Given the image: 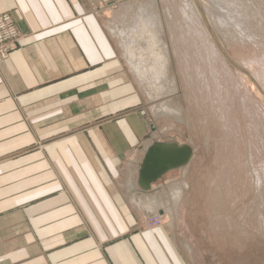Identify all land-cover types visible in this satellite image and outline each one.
Here are the masks:
<instances>
[{
  "label": "crops",
  "instance_id": "1",
  "mask_svg": "<svg viewBox=\"0 0 264 264\" xmlns=\"http://www.w3.org/2000/svg\"><path fill=\"white\" fill-rule=\"evenodd\" d=\"M88 10L0 0L25 35L0 62V264H188L166 229L132 225L122 164L145 127L137 116L106 120L128 85L114 84L120 68Z\"/></svg>",
  "mask_w": 264,
  "mask_h": 264
},
{
  "label": "rangeland",
  "instance_id": "2",
  "mask_svg": "<svg viewBox=\"0 0 264 264\" xmlns=\"http://www.w3.org/2000/svg\"><path fill=\"white\" fill-rule=\"evenodd\" d=\"M133 1L136 0H103L105 5L107 3L111 4L109 6H100L96 3L91 5L88 0H83V4L89 8L86 14H92V17L98 21L99 42H102L103 45L105 44L110 47L109 57L111 58H108L107 60L112 61V63L109 65V67L113 69L120 68L118 69L120 71L118 74H122V77H118L120 74L118 76L116 75V78H114L116 79L114 84L119 83L120 85L126 83V85H128V89L126 90H128L129 94L128 97L123 100L125 101L124 104L122 105V101L120 100L114 101L115 113L109 116L106 120L120 124L124 122L123 125L126 126L125 123H128V118H132L133 116L139 117L143 121L146 131H144V128L143 131H141L143 134L145 133L142 138L143 142L151 136L150 132L161 131V129H163V127L166 125V135H168L171 139H175L181 143L190 145L193 147L195 153L189 163L190 172L188 173L186 179V182L189 184V188L180 205L176 230L172 231V229H170L172 226L168 224V222L162 223V220L159 217L157 218V215H146L143 211L137 209L135 205H132L131 201H129L130 204H128V207L130 209L131 216H133L134 220H136L135 224L132 225L134 227H145L147 229H166L167 232L170 233V238L168 239L171 241L174 252L180 253L179 251H181L179 255L176 253L175 255H177L179 259H186L188 264H264V237L262 238L261 234H254V239L253 237L246 239L244 241L246 244L244 247L245 249L240 250L236 246H232L229 242H227L225 244L224 251H219L216 245L206 241V236L201 235V230L202 232H205L203 230L204 228L201 226H204L205 221L210 220L212 216L213 217L211 219L215 218V215L218 213L216 212L217 210L210 206V196L218 189V187L215 186L216 184L218 185L215 180L219 177H221V179H218V181H221L222 183V187L220 184V188H222L221 191H224L225 187V190L227 191V189L232 184L234 189H238L236 196H238L239 203H237L238 206L236 205L232 207V210L236 208L234 209L236 213L233 212L230 219L234 220V218L236 219V216L241 217L242 222L240 227L243 237L247 236L250 230H253L251 223H256L258 225L264 222V187H260L262 179L264 181V132H262L264 130V5L255 6L247 3L246 6L249 9L243 10L246 6L241 4L239 0H207V2H205V0H197L203 9L207 30L208 28L210 29L213 36L216 38L217 46L220 49H218L219 53L222 55L224 54L223 56L226 58L228 70H230L232 73L231 74L229 72L230 78L235 81L234 85L231 86L232 89L236 91L235 99L237 100V103L234 105L233 110L231 111L225 109L219 110L220 108L215 107L210 111H204L203 113V111L201 112L190 101H188L186 97L187 89L184 82H182L183 76L181 77L182 73H180L177 59L172 55V52V60L169 70L166 72L165 76L166 81L161 82V79L158 78L159 80L155 82L157 80V78H155L156 76L150 78L151 80H154L151 82L156 88L161 87L168 89L169 86H173V82H176L179 91L174 92V94L170 95L169 97H160L159 99L153 101L148 99L146 96L143 86L136 79L134 71L132 70V66L124 54L125 52L122 48V44L120 43V39L117 36H112L113 34L107 28L106 25L108 23V19L107 15H105L106 13H104L109 11V9L118 8L123 2ZM147 1L148 3H150L149 1L158 3L157 6H154V8L157 9L158 7L160 11L155 9L156 12H154L156 15L154 14L155 17L153 18H150L153 16V13L151 11H147L146 15L148 16L145 15L144 17L149 18L148 21L151 19L149 22H153L152 24L154 25L152 31L156 32V16H162L165 23V35H162V37L172 49V44L170 42V32L168 31V25L165 22V11L167 10L166 7L169 10H172L173 8L172 11L175 13L174 15L177 16V18L180 17V7L183 5L182 2H180L181 0H166L167 2H165V0H143L141 2L143 5L142 8H146V10H148L149 7V5H146ZM202 1H204L207 6L209 5L208 7L211 8V19L207 14L208 12L205 13V5H203L204 3ZM239 3L241 10L237 9V4ZM165 4H171L173 7L170 5L167 6ZM178 4L181 5L179 6ZM251 15L254 17L252 21H250ZM220 18L229 22L230 26L221 25L220 21L222 19ZM17 31L23 40L25 35L22 34L18 28ZM222 32L226 35V38ZM229 35L231 36L230 40L227 39ZM235 38L236 40H234ZM205 40L209 42V38L205 37ZM155 41H157V38ZM142 42L144 44L143 38L134 39L132 41V47L134 48V51L137 52L138 57H140V55L144 56L145 54L147 56L145 55L144 57H149V52L145 50V48H142V46H144ZM234 43H236L237 52L241 53L242 55H237L236 52H234V49L231 47V44ZM2 48L3 47L0 45V50H2ZM254 50L256 52V59L253 57ZM247 54L252 55H249L251 61L247 60L246 63H244L241 58L243 55ZM98 60L100 63V68L102 67L100 53ZM142 61H144L143 58L139 60V62ZM248 61L250 64H248ZM136 62L139 63L137 59ZM152 64L153 62H149L148 65L150 68L155 66ZM148 67L145 68V71L146 73L148 72L147 74H151L150 71H152L151 69L153 68L150 69ZM153 71L156 74L155 70ZM154 82L156 85H158L159 82V85L155 86ZM113 87L116 88L117 86L113 85ZM220 88H224L227 91V83L223 82ZM243 98L245 99L243 100ZM246 99L247 102H245ZM165 101L172 102V104L176 106L175 107L171 104L170 108H176L175 110L177 111V114H166V118H163V115L156 116L157 107L161 104H164ZM188 108H191L190 110H192V113ZM178 112L180 113L178 114ZM246 113H255V116L253 114L250 115ZM253 116L254 118H252ZM259 120L263 122V125ZM240 122H242V124ZM251 122H253V125L249 126L251 125ZM101 124L102 123L99 122L97 124H85L82 125L80 131H88L90 129L92 130L94 127L104 125ZM258 125H261L260 128ZM251 127L257 129V132L254 130L251 131ZM75 130H77V128L71 132H74ZM250 131L254 132L255 134L258 133L256 134L257 136L254 135V133L253 135L249 133ZM258 131L260 133L262 132L263 135H261ZM160 135L161 138L156 141L161 143L164 138L166 139V137L162 132ZM260 135L261 137H258ZM262 137L263 139H261ZM251 138L256 139V142L258 144L260 143L261 146L263 145V157L260 154L261 156L259 155L258 160L254 159L253 156V144L255 142L253 140L252 143ZM138 145H133L131 147V151L136 147L137 149H140L141 145ZM131 151L129 150V155L131 154ZM126 153L128 154V152ZM130 158H125L123 161V170ZM182 173L183 172L180 170L172 171L160 179L158 181V185L162 187L167 183L168 186L173 181L178 182L182 179ZM213 176L214 178L218 176V178L213 179ZM119 178L121 177L119 176ZM222 179L225 181H222ZM245 179L247 181L249 180L248 185L244 183ZM213 180L215 182L214 186ZM226 182H228V185ZM211 186H213V188H211ZM162 188H165V186ZM209 194L210 196H208ZM229 212L230 211H228V214L231 215ZM206 217L209 218L207 219ZM133 222L134 221H131V223ZM184 244H187L188 248H192H190L192 253L185 249L186 247Z\"/></svg>",
  "mask_w": 264,
  "mask_h": 264
},
{
  "label": "bare ground",
  "instance_id": "3",
  "mask_svg": "<svg viewBox=\"0 0 264 264\" xmlns=\"http://www.w3.org/2000/svg\"><path fill=\"white\" fill-rule=\"evenodd\" d=\"M142 1L143 0H139V1L136 0L133 2H123L120 4L118 8L109 9V11L104 12V13H106L105 15H107V19H108L107 21L108 23L106 25L107 28L113 34L112 36H117L120 39V43L122 44V48L124 49V52H125L124 54L126 58L128 59V62H130L132 66V70L134 71V75L136 76V79L143 86L145 94L148 97V99L153 101V100L159 99L160 97H169L170 95L174 94V92L179 91L178 90L179 88L176 82H173V86L172 87L169 86L168 89L167 88L164 89L161 87L156 88L154 87V85H152V82H151L154 80H151L150 78V77L156 76L155 78H157V80L155 82H157L159 79H161L160 80L161 82L166 81L165 80L166 72H168L169 70V66L172 60V55H173L177 59L180 73H182L181 77L183 76L182 82H184L185 87L187 89L186 97L188 101H190L201 112L203 111V113L204 111H210L212 108H215V107L220 108L219 110H222V109L223 110L225 109L228 111L233 110L234 105L237 103V100L235 99L236 91L232 89V86L234 85L235 81L232 78H230V74H229L230 70H228L226 58L225 56H223L224 54L222 55L218 51L219 48L216 43V38L213 36L209 28L208 30L210 34L207 30L206 23H205L206 19L204 18L205 16L203 14V9L201 8L198 1L197 0H181L180 2H182L183 5L180 4L181 13H180V17L178 18L177 16L174 15L175 13H173L172 11L173 8L172 10H169L166 7L167 10L165 11V22L167 23L168 31L170 32V42L172 44V49L169 47L166 41L163 40V37H162V35H165V23L163 21L162 16L160 15L156 16V21H157L156 26H155L156 32L152 31L153 30L152 28L154 27V25L152 24L153 22L152 23L149 22L151 19L148 21L149 18L144 17L147 14V11L148 12L151 11L153 13V16L150 18L155 17L154 14L156 15L155 12L158 9V7L156 9L154 8V6H157L158 3L152 2V1H149L150 3H148L147 1L146 5H149V7H148V10L144 8L146 10L145 11L142 8L143 7L141 3ZM167 1L165 0V2ZM202 2L204 3L203 5H205L204 6L205 13L208 12L207 14L211 19V15H210L211 8L208 7L209 5L207 6V4L205 3L207 2V0H205V2L204 1ZM239 2H241V4H244L245 6L247 5V3L251 5H255V6L264 5V0H239ZM169 5L171 6V4ZM237 9L241 10L240 3L237 4ZM247 9L249 8L246 6L243 10H247ZM157 11H160V10L158 9ZM253 18H254L253 15H251L250 21H252ZM220 23L221 25L230 26V23L225 21L224 19H222ZM223 35L224 37L226 36L224 33ZM205 37L209 38V42L205 40ZM230 37L231 36L229 35L227 39L230 40ZM137 38H143L144 44L143 42L142 44L144 46H142V48H145V50L149 52V57H144L146 54L144 56L140 55V57L144 59V61L142 62H139V60L142 58L138 57L137 52H135L134 48L132 47V41ZM156 38H157V41H155ZM234 40H236V38ZM231 47L234 49V52H236L237 55H242L241 53L237 52L236 43L231 44ZM171 52H172V55H171ZM255 54L256 52L254 50L253 51L254 58L256 56ZM249 55L252 56L251 54L243 55L241 60L244 63H246L247 60H250ZM135 58L138 60L139 63L136 62ZM145 58H147L148 60ZM149 62H153L152 65H155L151 67L153 69H151L150 66L148 65ZM248 64H250V62ZM147 67L150 68L152 71L155 70L156 74L154 73V71H153L154 73L153 74L152 71L150 70L149 71L151 72V74H147L148 72L146 73L145 71V68ZM223 82L227 83V91L224 88L222 89L220 88ZM158 85H159V82H158ZM158 85L155 84V86H158ZM244 99L245 98H243V100ZM168 101H171V100H168ZM245 102H247V99ZM171 104L172 102L165 101L164 104H161L160 106H158L157 111H156V116L163 115V118H164L166 114H173V113L177 114L176 113L177 111L175 110L176 106L172 104L175 106L174 107L175 109H172L170 108ZM191 111L192 110H190V112ZM179 113L180 112H178V114ZM246 114H250V113H246ZM254 116L252 118H254ZM242 122L240 123L242 124ZM252 123L253 122H251V125H249L248 123V125L252 126L253 125ZM257 124H258V121H257ZM262 125H263V122H262ZM165 126L163 127V129H161V131L150 132L151 136L150 137L148 136L149 138L147 140H145L144 142L143 141L139 142V145H141V149H140V151H142L141 154H139V150L137 148H135L134 150H132V152H130L131 160L129 161L128 165L125 168V173H124L125 178L123 179V183H124V191L127 194L128 199L130 198L129 201L132 202V205H135L137 209H140L148 216L149 214L157 215V218L159 217L162 220V223L168 222V224L172 226L171 229L176 230L178 217H179L180 205L189 188V184L186 182V179H187L188 173L190 172L189 171L190 162L184 167L179 169L180 171L183 172L182 179L178 182L176 181H173L172 183L169 182L170 184L168 186H167L168 183L164 184L163 186L165 187L167 186L166 188H162L163 186L162 187L159 186L157 182L156 184L152 186V189L150 191H146V190L141 189V187L138 184L140 165L145 156V153L147 152L148 148L151 147L154 143H159V141H156V140L161 138V135H160L161 132L166 137V139L164 138V140L161 143H166L167 145H177V146L188 145L186 143H180L179 141L175 139H171L168 135H166L167 128ZM258 126L260 128L261 125H258ZM254 128H255V125H254ZM254 128L250 130L251 131L254 130L257 132V129H254ZM251 131L249 133L253 135L254 132H251ZM262 132H264V130ZM262 132L261 133L259 132V133L263 135L264 133L262 134ZM256 134L254 133V135ZM261 135L258 137H261ZM263 137L261 139H263ZM253 140L255 142L253 144L254 146L253 156H254V159L258 160V157L260 154L263 157L262 148L264 146L262 145L263 146L262 147L260 143L258 144L256 142V139H252V143H253ZM258 140L260 141L259 138ZM191 148L193 150V155H194L195 153L194 149L193 147ZM218 176H216L215 178L213 176V179L218 178ZM218 179L220 180L221 177H219ZM218 179L215 180V182L218 183V185L217 184L215 185L216 187H218V189L215 191V193H212L211 196L210 194L208 195L210 196V201H211L210 206H212L215 210H217L216 212L218 213L217 215H215V218L211 219L213 217L212 216L210 220L205 221L204 226L203 225L201 226L202 228H204L203 230L205 231V232H202L200 228L201 235L206 236L207 237L206 241L211 244L216 245L219 251H224L225 244L227 242H229L232 246H236L240 250L245 249L244 247L246 244L244 243V241L246 239H249L252 237L254 239L255 238L254 234L256 235L261 234L262 238L264 237V222L258 225L256 223H251L253 230H250L248 235L243 237L241 233V227H240V224L242 222L241 217L238 216L239 220L237 216H236V219L234 218V220L230 219L232 217L233 212L236 213V211H234V209L236 208L232 210V207L236 206L237 203H239L238 196H236L238 189L236 188L234 189L232 187L233 184L231 186L229 184L230 187L227 189V191L225 190L226 187L224 188V191H221L222 188H220V184L222 187V183L221 181H218ZM209 181H210V178H209ZM222 181H225V180L222 179ZM215 182L213 180V186ZM228 182H226V184ZM248 182L249 180L248 181L246 179L244 180V183H246L247 185H248ZM213 186H211V188H213ZM260 187L261 188L264 187L263 179H262ZM208 189H207V192H208ZM228 211H230L229 213L231 215L228 214ZM206 218L208 219L209 217H206ZM184 246L186 247L185 249L188 252L192 253L190 250L191 247L188 248L187 244H184Z\"/></svg>",
  "mask_w": 264,
  "mask_h": 264
},
{
  "label": "water",
  "instance_id": "4",
  "mask_svg": "<svg viewBox=\"0 0 264 264\" xmlns=\"http://www.w3.org/2000/svg\"><path fill=\"white\" fill-rule=\"evenodd\" d=\"M193 155L188 145H167L154 143L148 148L139 170L138 184L141 189L150 191L165 175L187 165Z\"/></svg>",
  "mask_w": 264,
  "mask_h": 264
},
{
  "label": "built area",
  "instance_id": "5",
  "mask_svg": "<svg viewBox=\"0 0 264 264\" xmlns=\"http://www.w3.org/2000/svg\"><path fill=\"white\" fill-rule=\"evenodd\" d=\"M22 38L17 31V26L9 14L0 15V62L9 58L12 52L21 46Z\"/></svg>",
  "mask_w": 264,
  "mask_h": 264
},
{
  "label": "flooded vegetation",
  "instance_id": "6",
  "mask_svg": "<svg viewBox=\"0 0 264 264\" xmlns=\"http://www.w3.org/2000/svg\"><path fill=\"white\" fill-rule=\"evenodd\" d=\"M181 143V142H180Z\"/></svg>",
  "mask_w": 264,
  "mask_h": 264
}]
</instances>
